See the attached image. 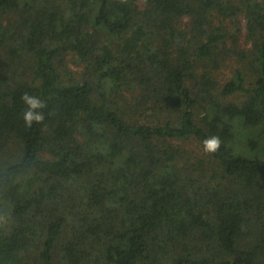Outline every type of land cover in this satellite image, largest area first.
I'll return each instance as SVG.
<instances>
[{"label":"trees","instance_id":"obj_1","mask_svg":"<svg viewBox=\"0 0 264 264\" xmlns=\"http://www.w3.org/2000/svg\"><path fill=\"white\" fill-rule=\"evenodd\" d=\"M0 264H264V0H0Z\"/></svg>","mask_w":264,"mask_h":264},{"label":"rangeland","instance_id":"obj_2","mask_svg":"<svg viewBox=\"0 0 264 264\" xmlns=\"http://www.w3.org/2000/svg\"><path fill=\"white\" fill-rule=\"evenodd\" d=\"M187 17H184L183 22H187ZM225 26L227 27L228 31L231 33H234L237 29H239V46L242 49H250L251 42L247 39V19L246 16L243 13H240L237 17L236 22H231L230 20H227L225 22ZM230 43V42H229ZM66 63H68V67L76 74H79L83 70V64L79 60H73L72 56L69 55L67 57ZM244 66L246 69H244ZM237 68L243 69L246 74H250L249 69L247 68V65L244 64V61L237 60L236 57L229 58L226 60V63H224L217 71L216 75L219 80V83H223L227 80H229L232 76H234L235 71ZM236 96H234L232 99H235ZM186 149H189V151L192 152L193 156L200 155L202 152L201 148L198 144L189 142L185 146ZM13 148H10L7 152H5V156L12 154Z\"/></svg>","mask_w":264,"mask_h":264},{"label":"clouds","instance_id":"obj_3","mask_svg":"<svg viewBox=\"0 0 264 264\" xmlns=\"http://www.w3.org/2000/svg\"><path fill=\"white\" fill-rule=\"evenodd\" d=\"M22 102L26 105V110L22 114L24 123L31 127L33 122L41 123L44 120V113L42 110L46 107L44 101L39 97L24 93L21 96ZM203 151L207 154L216 153L221 147V140L218 136L206 138L203 142Z\"/></svg>","mask_w":264,"mask_h":264}]
</instances>
